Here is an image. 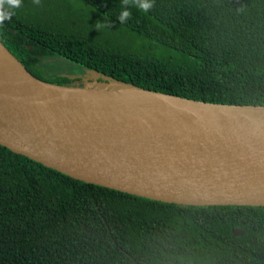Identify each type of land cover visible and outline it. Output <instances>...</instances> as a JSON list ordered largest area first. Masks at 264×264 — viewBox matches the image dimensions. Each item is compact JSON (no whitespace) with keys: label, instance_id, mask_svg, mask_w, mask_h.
Listing matches in <instances>:
<instances>
[{"label":"trees","instance_id":"16d2710c","mask_svg":"<svg viewBox=\"0 0 264 264\" xmlns=\"http://www.w3.org/2000/svg\"><path fill=\"white\" fill-rule=\"evenodd\" d=\"M123 7L22 0L0 40L49 82H71L47 62L60 57L145 89L264 105V0H154L148 12L130 3L121 23ZM0 264H264V206L163 202L0 144Z\"/></svg>","mask_w":264,"mask_h":264},{"label":"water","instance_id":"95a60500","mask_svg":"<svg viewBox=\"0 0 264 264\" xmlns=\"http://www.w3.org/2000/svg\"><path fill=\"white\" fill-rule=\"evenodd\" d=\"M0 45L28 77L57 94L25 97L0 87L1 145L73 178L163 202L264 206V105L145 89L89 68L103 77L98 86L69 91L34 76ZM137 90L181 111L123 105L122 95ZM126 122L173 126L152 132Z\"/></svg>","mask_w":264,"mask_h":264},{"label":"bare ground","instance_id":"6f19581e","mask_svg":"<svg viewBox=\"0 0 264 264\" xmlns=\"http://www.w3.org/2000/svg\"><path fill=\"white\" fill-rule=\"evenodd\" d=\"M7 52L0 45V87L5 91H16L22 96L32 95L34 98H52L57 94L54 92L55 88L50 85L42 84L38 81L32 80L26 75L24 70L16 62L8 58ZM10 56V55H9ZM8 87V88H7ZM10 89V90H8ZM121 102L123 105L137 106L150 110H178L173 105L166 102L163 98L156 94L147 91L137 90L133 93H126L122 95ZM181 111V110H178ZM125 125L132 128H139L141 131H161L173 126L172 122L147 123L139 126L138 124H131L126 122Z\"/></svg>","mask_w":264,"mask_h":264},{"label":"rangeland","instance_id":"374dc122","mask_svg":"<svg viewBox=\"0 0 264 264\" xmlns=\"http://www.w3.org/2000/svg\"><path fill=\"white\" fill-rule=\"evenodd\" d=\"M50 62L51 67H55L56 71L59 68L65 67L66 69L61 71L71 78L70 84L67 89L70 91H77L79 89H93L98 86V80H103V77L99 73H94L88 69H81V66L75 62L63 60L60 57H50L47 59ZM67 73V74H66ZM81 91V90H80Z\"/></svg>","mask_w":264,"mask_h":264},{"label":"clouds","instance_id":"9594fccd","mask_svg":"<svg viewBox=\"0 0 264 264\" xmlns=\"http://www.w3.org/2000/svg\"><path fill=\"white\" fill-rule=\"evenodd\" d=\"M35 4H39L40 0H33ZM124 5L119 17L121 23L131 18L130 3L138 9L148 12L154 7V0H122ZM22 6V0H0V24L6 20H11L16 14V10Z\"/></svg>","mask_w":264,"mask_h":264}]
</instances>
